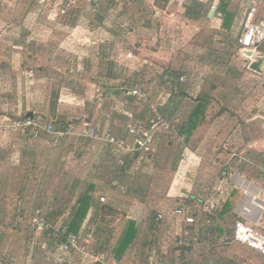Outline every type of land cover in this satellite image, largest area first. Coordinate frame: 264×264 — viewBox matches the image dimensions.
Listing matches in <instances>:
<instances>
[{"label":"crops","instance_id":"1","mask_svg":"<svg viewBox=\"0 0 264 264\" xmlns=\"http://www.w3.org/2000/svg\"><path fill=\"white\" fill-rule=\"evenodd\" d=\"M91 1H78V4L82 5L85 2L87 3L86 10L85 8L82 10L83 7L77 5L69 12L68 17L46 20L38 18L36 21H23V25L30 28L35 25L44 26V24L58 27L59 32L57 31L55 41L59 49L56 51H59L62 55H64L63 47L67 42H71V48L73 49L71 53L72 64L68 68L62 67L58 69L63 76L56 83L59 89L58 97L65 94L69 95V91H73L75 93L76 104L72 103L74 106L70 107L69 104L72 101H61L59 98L57 106L55 103H49L48 117H45L43 114L41 115V112L37 111H27L22 116H26L28 113H32V115L38 114L52 122H61L59 128L62 129L66 126L64 121L67 119L65 115L67 113L65 112L70 109L72 114L79 115L78 119L81 118V122L76 123L77 125L87 123L93 127L100 128L102 131L127 137L125 126L128 124V116L132 115V117L136 118L137 114L135 115L133 112L137 110H130L131 105L136 104V99L127 96L125 94L126 91L133 89L144 91L141 84L153 80L158 70H162L155 79V81H158L156 82L158 83L157 89L159 90V94L155 98H151L150 101L153 104L159 105V111L163 116L165 115L168 119H177L181 125H185L191 120L193 111L198 104V99L202 100L205 106L204 112L198 117L197 124L191 131V134L180 135L184 141L189 143V148L185 149L186 153L183 155L185 174L189 173V176H192L194 171L206 167L204 161L208 160V157H204V153H201L200 149L195 150L192 145V142L196 144L194 140L200 136L197 133L200 132L202 137L205 131L209 132L213 130V126L219 127L223 123L221 126L222 130L227 128L229 124L233 125L227 138V144H230V148L228 145L223 144L222 148L224 151L217 154V158L220 161L213 164H218L220 169L226 164H228V167L231 166L230 184L233 189L235 188L243 192L247 187H252L254 193H257L258 190L264 191V188L255 184L254 179H248L244 175V172H241L248 165H257L258 161H256V158L260 159L261 157L264 159V106L260 102H257V108H261V110L255 111L254 116L251 115L252 117L245 118L241 124H239L237 117L234 115V113L237 114L234 110L237 101L236 95H239L244 88L239 82L242 76L241 72L251 76L254 85L261 86L264 83L261 82L264 81L261 79V77H264V43L258 48V52L261 53L263 59L260 67L262 73L259 74L243 67L245 60L241 57L239 46L236 42L237 29H239L244 12L243 4L247 0H236L237 5L235 4V0H188V2L184 3L183 15L185 19L184 21L182 20L183 22H179L181 24L180 35L182 39L186 38L185 44H187L188 49L197 50L199 53L193 54L192 52L190 55H187L182 61V65L179 61H176V50L181 45L180 41L176 38L175 28H178L176 27V14L168 12L172 3L171 0H159V6L156 3L150 6L145 1L143 2V0H130V4L134 3L141 14V16L136 17L135 21H133L134 18L113 16L112 12L117 10V6L118 8L122 7L120 6L121 3H118L117 0H96L97 3L93 2L94 0ZM220 2L223 3L226 11L232 15V19L224 22V26V16L218 12ZM98 3L100 11L98 14H95L96 10L94 6H97ZM213 7L216 8L215 14L212 18H209V13ZM144 9L147 11L151 10V14L146 15ZM83 11H87L86 13L89 17H82ZM164 28H168L166 39H164ZM230 35L235 46L238 48L241 62L232 53L234 43H232L231 49L228 48L227 42L231 40ZM33 36L35 35L32 33L31 36L26 33L23 43L24 46L29 48L30 52L33 51L34 53V50L38 48L37 46H42V39L38 38V35ZM207 43L209 47H203ZM16 44L20 45L19 42L13 41L11 48H15ZM224 44L226 47L222 48ZM43 50L41 47L40 52H43ZM97 90L108 93H101ZM122 91H125V93ZM173 94H177V97L179 95L185 96L184 98H177ZM99 99L101 102H99ZM186 99L190 103H185ZM108 108L111 112H107ZM217 108L219 111L213 116L212 112ZM2 118L8 117L0 116V119ZM254 122L260 125L262 131H260L261 133L256 138L252 136ZM10 138L18 139V141L25 144L21 147L15 146V149H17L13 151V155H17V159L20 160L18 165H14L13 172L17 176L21 172L23 174L20 179H17L16 185L23 187L46 185L51 174L49 170L53 166V163L62 162L66 150L71 151L73 149L72 151L75 150L74 153L80 152L79 146L83 141L82 139H84L80 136L65 137L59 144L52 146L47 136H42L38 141H29L21 135L10 136ZM202 141L201 139V146H203ZM238 141L243 144L241 147L238 145ZM49 144L55 149L52 151V156L55 152L57 153L54 162L53 159L49 161L44 156L47 153L46 146ZM100 145L103 146V154L100 155L101 160L99 164L106 165V163H112L113 169L111 168V170L114 171L124 169V178L133 177L135 173L140 171L142 166L133 175L132 170L127 172L128 166L124 168L117 167L115 158L109 148L103 144ZM237 157L245 160L240 161ZM223 158L225 159L223 160ZM59 163L58 165H61ZM243 163L246 164L244 167L242 166ZM146 166L152 167V160L143 167L145 168ZM123 175L119 179H115L112 176L109 179V183L114 186L120 185ZM81 180L85 186L89 183L96 185L93 182H83V179ZM187 180L190 181L191 179ZM78 183L81 182H73L74 185ZM192 186L193 182H186L185 178L177 180L174 182L173 188L169 191L167 198H175L176 201L179 197H186L194 201L191 197L195 195L192 192ZM79 192L75 193L73 189L71 193L72 204L61 208L60 214L55 221L56 226L68 224L71 216L70 209L74 206ZM123 192L125 193V190ZM23 200L25 201V199ZM23 200L19 201L20 203L16 207L12 224L18 213H22V215L27 217L23 213L26 212L25 206L22 203ZM53 204L54 199L47 197L38 206H43L47 215L51 211L57 210L53 209ZM129 205L126 202L119 203L113 200L105 205L110 210L106 215L102 211L99 212L92 208L88 210L80 227L86 225L93 229V231L102 229L108 236V239L100 243L98 242V235L94 233V236L97 242L100 243V248L105 247L110 250L112 255V251L117 245L113 237L117 236L118 233V241L126 229L127 222L133 221L127 216L130 212L129 209H131ZM237 207L234 211H236ZM9 215V212L4 211L0 206V255L14 256L16 264H54L53 254L63 242V239L61 237L54 238L49 232L34 233L29 227L15 230L11 224L8 225V220H10ZM105 218H109V220L105 221ZM238 219L241 222L249 223L248 220L241 217H238ZM214 226L217 225L215 224ZM258 226H262V224ZM137 227H139L140 233V222H137ZM32 241H36V245L32 246ZM160 241L156 242V245H158V255L160 254L159 256L164 258L162 254L167 252V254L169 253V257H171L168 261L166 259L163 264L175 262L178 259L176 257L178 253L175 257H172V251L167 250L170 246L162 245ZM137 242H139L138 237L132 242L120 260L112 257L114 263L121 264L126 256L131 253ZM203 245L202 243L195 249L193 259L189 264L196 260L199 250L200 253L208 251V248H203ZM140 247L142 248V245ZM165 249L167 251H164ZM140 254H142L140 257L141 261V258L144 256L143 249ZM261 259L263 260V258ZM140 261L139 264H142L143 262ZM214 261L208 257V259L204 258L203 263L209 264L210 262L214 263ZM219 261H215L214 264H219ZM70 264L89 263L75 258Z\"/></svg>","mask_w":264,"mask_h":264},{"label":"rangeland","instance_id":"2","mask_svg":"<svg viewBox=\"0 0 264 264\" xmlns=\"http://www.w3.org/2000/svg\"><path fill=\"white\" fill-rule=\"evenodd\" d=\"M117 1L121 3L120 6L122 7H120V9L117 6V10L112 12L113 16L134 18L133 21H135L136 17L141 16L137 6L134 3L130 4V0ZM144 1L150 6L153 3L159 6V0H143V2ZM171 1L172 3L170 4L168 12L176 14V27H178L175 28L176 38L180 41L181 45L179 49L176 50V61H179L181 64L187 55H190L192 52L193 54L199 52H197V50L193 51L188 49L187 44H185L186 38L182 39L180 35L181 24L179 22H183L185 19L183 15V5L188 2V0ZM99 3L97 6H94L96 10L95 14H98L100 11ZM83 4L84 5L77 3L76 6H81L83 7L82 10L84 8L86 10L87 3L85 2ZM235 4L237 5L236 0ZM54 9L55 4L53 0H0V116L11 118L15 115L19 117L27 111H37L41 112L40 114L46 117L50 109L49 103H55L57 106V100H59V98L61 101H72L70 102L71 104H69L70 107L74 106L72 103L76 104L75 93L73 91H69V95L65 94L58 97L59 89L56 83V81L63 76L58 69L62 67L68 68L72 64L71 53L73 49L71 48V42H67L63 47L64 55H62L59 51H56L59 49L55 41V38H57V31L59 30L58 27L44 24V26L35 25L30 28L29 26L23 25V21H34V19L37 20V18L44 20L60 18ZM144 11L146 15L151 14V10L147 11L144 9ZM86 12L87 11H83L81 16L84 18L89 17ZM34 14L39 16L37 17ZM167 29L168 28H164L163 30L165 34L164 39L167 38ZM26 33L30 36L31 33L35 36L38 35V38L42 39V46H37L38 48L34 50V53L33 51L30 52L27 46H24L23 38ZM229 37L231 42H227V45L228 48L231 49V45L234 41L231 35ZM13 41L19 42L20 45L16 44L15 48L12 49ZM41 47L44 49L43 52H40ZM203 47H209V44L207 43V45ZM225 47L226 45L224 44L222 48ZM232 53L239 59L238 61L241 62V58L238 55V48L235 46V43ZM240 66L239 63V67ZM161 72L162 70H158L153 80L141 84V86L143 85L142 89L149 99L155 98V96L159 94V90L157 89L158 81L156 80V82L155 79L158 77V73ZM241 73L242 76L239 82L244 88L239 95H236L237 101L234 109L237 112V114L234 113V115L237 117L239 124L243 123L245 118L252 117L251 115H253L255 111L261 110V108H257V102H260L264 106V102L260 99L263 85H254L251 76H248L244 72ZM261 79L264 80V77H261ZM185 95L188 96L186 93ZM184 96L179 95L177 98H184ZM185 103L190 102L186 99ZM144 107L148 113V108L144 104L136 101V104L131 105L130 110H137L133 112V114L136 115L137 112H141ZM109 111L111 112L108 108L107 112ZM218 111L217 108L212 112V115L214 116ZM65 113H67L65 114L67 117L64 121L65 125L81 122V118L78 119L79 115L72 114L70 109L66 110ZM127 120L128 124L131 123V121H133L132 115L128 116ZM60 123L59 121H55L53 125L56 129H59ZM222 125L223 123L219 125L220 128L213 126V130L209 132L205 131L202 137L200 132L197 133V135L200 136L194 140L196 144L192 142V145L195 150L200 149L201 153H204L203 156L208 157V160L204 161L206 167L194 171L192 176H189V173L185 174V169L183 167V155L186 153L185 149L189 148V143L184 140L179 142V140L170 139V137L164 134L156 152L157 156L153 157V166H146L145 168L142 166L140 171L135 173L133 177L124 178V174L120 181V185L117 186L109 183V179L112 177L111 173L114 171L111 170V168L113 169V164H99L101 160L100 155L103 154V146L88 139H82L83 141L79 146L80 152L77 151L74 153L75 150L72 151L73 149L71 151L66 150L63 157L64 160L60 163L58 162L61 165L53 163V166L49 170L51 174L49 175L46 185H33L30 187L16 185L17 179H20L23 174L21 172L19 176H17V174L13 172L14 165L20 163V160L17 159V155H13V151L17 149H15V146L21 147L25 144L18 141V139L10 138L9 135L5 136L0 134V206L4 211L9 212L10 220H8V225H12L13 216L15 215L16 207H18L20 203L19 201L25 199L22 203L25 206L26 212L23 213H25L26 216L30 215L39 204L43 203V199L47 197L54 199L53 209H59L72 204L71 201L73 199H71V193L74 189L73 186H75L73 182L79 181L81 185H83L81 179H83V182H93L98 187V192L95 196L99 199L100 197L105 198L103 205H107L113 200L119 203L126 202L130 204L129 207L131 209H129L130 212L127 216L133 221L140 222V233L138 234L139 242L134 245L131 253L126 256L121 264H139L140 257L142 256V254H140L142 250L140 245L145 242L146 238L149 236L148 232L150 228L148 215L151 212L160 211L161 209V211H163L167 206H174L176 202L175 198H167L169 191L173 188L174 182L184 178L186 182H193L192 192L203 200H206L209 193L213 191L221 171L220 166L213 163H218L220 161L217 158V154L224 151L222 145L227 144L228 134L233 126L228 124L227 128L221 130ZM217 131H219L218 134ZM260 131V125L254 122L252 136L255 138L258 137L259 133L262 132ZM201 139L203 140V146L200 145ZM49 145L46 146L47 153L44 156L47 157L49 161L53 159L54 162L57 153L55 152L52 156V151L55 149ZM224 159L225 158H223V160ZM256 161H258L257 165H248L244 168L243 172L248 179H254L255 184L264 188V159L260 157V159L256 158ZM94 165H96V168ZM189 178L191 179L190 181L187 180ZM129 181H136L133 186L138 190L128 191L124 194L123 191L127 187ZM213 183L215 184L211 187ZM230 183H228V185L231 187ZM143 188L145 192L141 193L142 190L140 189ZM80 189H74L75 193H78ZM246 189L250 193L255 194L252 187H247ZM230 192L232 193L229 197L230 207L232 208L231 212L224 215V218L216 219L212 222V226L207 228L210 232L207 233L202 243L204 244L203 248H208V251L206 253H200L199 250L196 260L191 264H204V258L208 259V257L216 262L220 260L219 264H263L261 257L251 250L231 242V233L233 232L236 222L239 221L237 215L234 214V210L238 205L239 207H250V204L248 201H243V192L235 188L230 189ZM249 217L252 223L256 222L259 217L258 211L253 210ZM108 220L109 218H105V221ZM215 224L217 226H214ZM24 227H28V225L24 223L21 228ZM94 233L98 235V242L100 243L108 239V236L102 229L94 230ZM118 238L119 235L117 233V236L113 237V239L118 243ZM162 245H168V237H166V239L162 238ZM167 250L172 251V257L176 256L177 251L174 247L170 246ZM167 250L165 249L164 251ZM168 254L167 252L163 253L167 261L171 258ZM176 262L177 260L171 264H177ZM214 263L210 262L209 264Z\"/></svg>","mask_w":264,"mask_h":264},{"label":"built area","instance_id":"3","mask_svg":"<svg viewBox=\"0 0 264 264\" xmlns=\"http://www.w3.org/2000/svg\"><path fill=\"white\" fill-rule=\"evenodd\" d=\"M53 1L56 14L60 17H68L69 12L79 0ZM93 2L97 3L96 0ZM243 7L244 12L239 29H237L236 42L241 57L247 61L243 64V67L249 70V65L252 62L262 58L258 48L264 43V0H247ZM245 52H250L251 56H246ZM262 85L263 92L260 99L264 102V83ZM125 94L134 97L137 102L146 105L148 108V114L143 121L133 120L131 123L126 124L125 134L127 137L102 131L100 128L87 123L82 125L70 123L62 129H56L51 120L38 114H33L31 118L19 116L0 119V134L5 136L21 135L29 141H38L42 136H47L52 146L59 144L65 137L80 136L108 147L115 158L117 167L124 168L128 166L127 172L132 170L133 175L155 153L156 140L159 135L166 134L170 139H176L179 142L183 141V138L178 132L181 125L180 121L164 117L159 111V105L153 104L144 91L133 89L127 90ZM99 102H101L100 99ZM237 158L240 161L245 160L240 157ZM223 167L228 169L220 172L213 191L210 192L202 204L196 205L195 201H191L186 197H179L176 199L174 206H167L163 211L161 209L157 212L155 217L156 230L159 235L165 236L162 237L163 239L168 237L167 246L176 249L178 253L177 264H189L193 259L195 249L201 244L198 226L199 213L211 216L218 209L220 211L222 204L226 202L231 193L226 185L230 183L232 169L231 166L228 167V164ZM243 197V201H248L250 207H239L238 205L234 212L238 217L248 220L249 223L236 222L231 242L251 250L264 260V191L258 190L257 193L252 194L244 189ZM100 202L103 204L105 198L100 197ZM253 210H257L259 213V217L254 223L249 217ZM46 216L44 207L40 205L27 217L22 213H18L12 227L18 230L26 223L34 233L49 232L54 238L61 237L63 242L53 254L54 264H69L76 257L85 260L89 264H115L110 250L105 247L100 248V243L97 242L93 229L84 225L76 233H73L68 231L67 226L64 224L58 226L49 224L46 221ZM167 222L171 223V227L165 233L164 227ZM259 224H262V226H258ZM160 243L162 244V241ZM34 245H36V241H32V246ZM157 247L156 243L152 246L147 264L164 263L165 259L160 257V254L158 255ZM0 264H16V258L2 254L0 255Z\"/></svg>","mask_w":264,"mask_h":264},{"label":"trees","instance_id":"4","mask_svg":"<svg viewBox=\"0 0 264 264\" xmlns=\"http://www.w3.org/2000/svg\"><path fill=\"white\" fill-rule=\"evenodd\" d=\"M225 6H226V4H225ZM218 12L219 13H222L223 16H224L223 26H224V22L229 21V20L232 19V15L229 14L226 11V9L223 6V3L222 2H220L219 5H218ZM36 16L38 17L39 15H36ZM34 21H36V19H34ZM122 92L125 93V91H122ZM173 96H176L177 97L178 95L177 94H173ZM204 108H205V106L203 105L202 100L198 99V104L196 105V107H195V109L193 111L191 120L187 124H185V125L183 124V125L180 126L179 131H178L179 132V135H188V134H191V131L193 130V128L197 124L196 122L198 120V117L201 115V113L204 112ZM147 114H148L147 113V110L144 107L141 112L137 113V116H136L137 119L133 117V120L134 121H143L145 119V117L147 116ZM11 118H14V117H11ZM163 135L164 134L159 135L157 137V140H156V151H155V153L153 154V156L151 157L150 160H153V157H156L157 156L156 155L157 154L156 152H157L158 146L160 145V143H161V141L163 139L162 138ZM166 136H168V135H166ZM226 145H228L229 148H230V144H226ZM238 145L241 147V145H243V144H241V142H239ZM150 160H147L143 164L144 165L148 164ZM144 165H142V166H144ZM245 165L246 164H244V163L242 164L243 167ZM224 169H228V168L222 167V169H220V170L222 171ZM123 170H120V169H119V171L118 170H115L112 176H114L115 179H119L123 175ZM125 170H127V169H125ZM241 172H243V169H242ZM136 178H137V176H136ZM135 182L134 181H131L130 183L127 184V187H126L127 189L125 188V193L128 192V191L131 192V191L138 190V189L134 188V186H133ZM214 184L215 183H213L211 185V187H213ZM226 186H227V188L231 189V187L228 185V183H227ZM74 189H80V192L78 194V198H77L76 202L74 203V206L72 207V209H70L71 210L70 221L68 222V224H64V225L67 226L68 231L73 232V233H76L79 230L82 222L84 221V219H85V217L87 215L88 210H90V209L93 208L96 211H99V212L102 211L103 214H105V215L108 212H110V210L108 209V207H105V205H103L102 203H100V199L95 196L96 193L98 192V188L96 187V185H94L92 183L91 184L89 183V184H87L85 186V185H81L80 183H78L77 185L74 186ZM140 190H142L141 193H144L145 192V189L144 188L143 189H140ZM231 194L232 193L229 194L226 202L222 204L223 206H222V209L220 211L218 209L211 216L206 215V214L199 213V215H198V226H199V231H200V242H201V244H202V242H204L203 240H205V236L207 235V233L210 232V230L207 229V228L212 225V222H214L218 218H224V215H226L227 213L231 212V209L232 208L230 207L231 204L229 202V197H230ZM191 197L196 202V205L202 204L205 201V200L199 198L197 195H192ZM220 206H221V204H220ZM60 210H61V208L60 209H57V210H53L49 214H47L46 221L49 224H51V225L54 226L55 225L56 218L60 214ZM157 212L158 211L151 212L149 214V217H148L149 228H150V230L148 232V235L149 236H148V238H146L145 242H143L141 244L142 245V249L144 250V254H143L144 256L141 258V261L143 263H145V264H147V259H148V256L150 254V251L152 249V246L156 242H158L162 237H165L162 234L159 235L158 232H157V230H156L155 217L157 215ZM170 227H171V223L170 222H167L166 223V226L164 227L165 233L167 231H169ZM138 234H139V227H137V222H135V221H128L127 222V225H126V229L124 230V232L122 233L120 239L118 240V243L116 245V248H114V250L112 251V257L115 258L116 260H120L122 258V256H123V254L130 247V245L132 244V242L135 239H137ZM231 237H232V235H231ZM164 239H166V238H164ZM76 258L77 259H80L79 257H76ZM74 260H75V258L70 263H72Z\"/></svg>","mask_w":264,"mask_h":264},{"label":"water","instance_id":"5","mask_svg":"<svg viewBox=\"0 0 264 264\" xmlns=\"http://www.w3.org/2000/svg\"><path fill=\"white\" fill-rule=\"evenodd\" d=\"M215 11H216V8L215 7H213L212 9H211V11H210V13H209V18H212L213 17V15L215 14ZM245 55L246 56H248V57H250L251 56V53L250 52H245ZM245 63L247 62V61H244ZM262 63H263V59L262 58H258V59H256L254 62H252L250 65H249V70L250 71H253V72H255V73H262V71H261V65H262ZM26 117L28 118H31L32 117V113H28L27 115H26Z\"/></svg>","mask_w":264,"mask_h":264}]
</instances>
